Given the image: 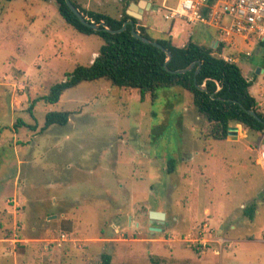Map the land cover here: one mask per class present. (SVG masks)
I'll use <instances>...</instances> for the list:
<instances>
[{
    "label": "rangeland",
    "instance_id": "rangeland-1",
    "mask_svg": "<svg viewBox=\"0 0 264 264\" xmlns=\"http://www.w3.org/2000/svg\"><path fill=\"white\" fill-rule=\"evenodd\" d=\"M74 1L117 18L128 9ZM172 1L151 0V37L169 29ZM190 29L199 41L216 32L175 20L174 41ZM101 44L69 26L55 0H0V264H101L103 255L109 264H264L263 132L231 123L236 134L212 139L178 87L140 101L138 90L97 79L55 104L40 100ZM61 110L65 125L43 127L46 112Z\"/></svg>",
    "mask_w": 264,
    "mask_h": 264
},
{
    "label": "trees",
    "instance_id": "trees-1",
    "mask_svg": "<svg viewBox=\"0 0 264 264\" xmlns=\"http://www.w3.org/2000/svg\"><path fill=\"white\" fill-rule=\"evenodd\" d=\"M70 1L89 22L98 24L99 28L95 30L82 24L65 0H55L58 14L74 30L84 35L97 36L102 44L90 64L76 65L64 80L50 86L47 94L40 100L55 104L65 90L83 81L97 79L109 81L113 86L138 90L140 101L146 97L156 99L159 88L178 87L189 93L197 113L210 124L208 134L212 139H226L231 123L264 133V112L259 111L256 99L249 92L251 82L243 76L236 63L226 61L220 55L221 44L212 47L190 36L186 43L179 45L169 34L161 33L157 37H151L148 28L140 24L138 19L128 15L126 9L117 18L104 12L86 10L74 0ZM123 1L128 5L131 0ZM128 20L133 22L135 30L142 36L158 42L168 50L171 54L170 60L167 61L164 51L133 37L130 25L118 33H111L105 29V27L111 30L118 29ZM170 22L173 26L174 22ZM192 26L196 25H189ZM259 45L264 58V42H260ZM194 61L201 65L197 74L195 69L198 63L190 71L173 72L185 68ZM248 110H253L262 122L256 120ZM69 116L70 111L67 110L48 111L44 115L43 127L65 125ZM174 167L175 159L172 158L168 161V171H174ZM102 257L101 264H109V256Z\"/></svg>",
    "mask_w": 264,
    "mask_h": 264
},
{
    "label": "built area",
    "instance_id": "built-area-1",
    "mask_svg": "<svg viewBox=\"0 0 264 264\" xmlns=\"http://www.w3.org/2000/svg\"><path fill=\"white\" fill-rule=\"evenodd\" d=\"M165 1L162 0L163 3ZM172 2V6L164 9L163 18L173 22L178 20L187 26L202 25L215 28L218 33L216 46L221 44L223 48L220 55L226 61L234 60L224 48L233 46L235 38L255 44L264 42V0H173ZM257 163L264 172V144L259 149ZM12 241L20 240L15 238Z\"/></svg>",
    "mask_w": 264,
    "mask_h": 264
},
{
    "label": "crops",
    "instance_id": "crops-1",
    "mask_svg": "<svg viewBox=\"0 0 264 264\" xmlns=\"http://www.w3.org/2000/svg\"><path fill=\"white\" fill-rule=\"evenodd\" d=\"M147 1L152 3L151 0H147ZM146 12H148V10H144V12L142 13V15H141L142 17L140 18L142 20V23H140V24L146 26L148 28V31H150V30L152 31L150 26L148 24H146V20H145ZM169 25H170V27L168 30H164L162 27L159 28L158 31L154 30L156 32V35L157 34L160 35V33H165V34H169L173 38L172 33H171L173 26H171V24H169ZM194 35H195V32L193 30H191V29H190V31L188 30V37H187L186 41L188 40V38L190 36H194ZM198 37H200V36H198ZM217 39H218V33L216 31L214 34L209 35L207 40H204V41L198 40V41L201 43L203 42V44H205V45H210L212 47H216ZM186 41L184 43H186ZM183 44H181V45H183ZM224 49H225V52L227 54H229L231 57L234 58V60L232 62L236 63L240 67L243 76L247 80H249L251 82V84H253V83L255 84L256 90H257V95L254 96L251 92L250 87H249L250 94L256 99V101L259 104L262 101L264 102V80H263V78H264V58L262 56V51L260 49V45L255 44L253 42H245L242 39L235 38L234 39V45L230 46L228 48L225 47ZM96 55H97V53H94L93 59L95 58ZM93 59L91 60V62L93 61ZM185 93L188 95L187 92H185ZM106 190H107V188H106ZM205 210L210 211L209 208H207ZM63 216L64 215H62V217ZM218 234H222L221 228L218 230ZM61 237H63L65 239V234L62 233ZM177 248L179 250L181 249L180 247H177Z\"/></svg>",
    "mask_w": 264,
    "mask_h": 264
},
{
    "label": "water",
    "instance_id": "water-1",
    "mask_svg": "<svg viewBox=\"0 0 264 264\" xmlns=\"http://www.w3.org/2000/svg\"><path fill=\"white\" fill-rule=\"evenodd\" d=\"M67 6L70 8V10L76 15V17L78 18V20L84 24L85 26L91 27L95 30H97L99 28L98 24H94L93 22H89L72 4V2L70 0H65ZM151 8V3L147 0H139L137 3L130 1L129 2V6L128 9L126 10V13L128 15H130L131 17L135 18V19H140L142 16V13L144 12V10H150ZM130 25V32L132 34L133 37L148 43V44H152L153 46L159 48L160 50L164 51L167 55V61L170 60L171 58V54L168 50H166L161 44H159L156 41H152L144 36H142L138 31L135 30L133 22L131 20L125 21L122 26L118 29L115 30H111L108 27H105V29L111 33H118L121 32L123 30L126 29V26ZM198 63L197 68L195 69V74L198 73V71L200 70V63L197 61H194L192 63H190L188 66H186L185 68H181L178 70L173 71L174 73H184L186 71H190L193 69L194 65ZM202 89H204V86L201 87ZM248 113L251 114L256 120H258L259 122H262L261 119L257 116V114L253 111V110H248ZM237 132V127L236 126H230L229 130H228V136L232 133L236 134ZM165 217V214L163 212L160 211H154V210H150L149 211V218L150 220H158V221H162ZM151 230L154 231H160L159 228L156 227H150Z\"/></svg>",
    "mask_w": 264,
    "mask_h": 264
},
{
    "label": "flooded vegetation",
    "instance_id": "flooded-vegetation-1",
    "mask_svg": "<svg viewBox=\"0 0 264 264\" xmlns=\"http://www.w3.org/2000/svg\"><path fill=\"white\" fill-rule=\"evenodd\" d=\"M139 0H136V3L138 2ZM128 6H129V4H128Z\"/></svg>",
    "mask_w": 264,
    "mask_h": 264
}]
</instances>
